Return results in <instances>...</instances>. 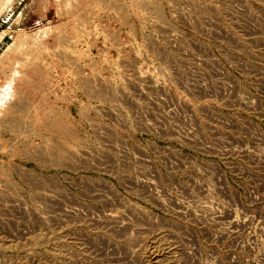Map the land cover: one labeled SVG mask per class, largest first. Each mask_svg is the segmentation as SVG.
<instances>
[{
  "label": "rangeland",
  "instance_id": "obj_1",
  "mask_svg": "<svg viewBox=\"0 0 264 264\" xmlns=\"http://www.w3.org/2000/svg\"><path fill=\"white\" fill-rule=\"evenodd\" d=\"M0 264H264V0H0Z\"/></svg>",
  "mask_w": 264,
  "mask_h": 264
}]
</instances>
